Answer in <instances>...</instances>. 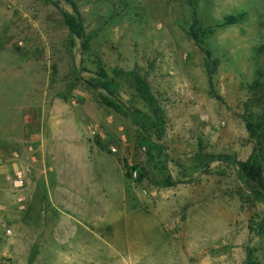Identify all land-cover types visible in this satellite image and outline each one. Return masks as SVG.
<instances>
[{"label": "rangeland", "instance_id": "rangeland-1", "mask_svg": "<svg viewBox=\"0 0 264 264\" xmlns=\"http://www.w3.org/2000/svg\"><path fill=\"white\" fill-rule=\"evenodd\" d=\"M192 1L195 10L188 0H75L83 52L64 0H0V264H247L248 252L264 264V201L225 158L251 153L247 123L264 105V0ZM193 16L213 28L211 85L186 32ZM99 65L113 94L97 85ZM61 107L77 148L47 146L43 157L37 142ZM42 159L59 169L61 192L21 209L25 186L46 190L30 178ZM47 178L51 189L56 177Z\"/></svg>", "mask_w": 264, "mask_h": 264}, {"label": "trees", "instance_id": "trees-1", "mask_svg": "<svg viewBox=\"0 0 264 264\" xmlns=\"http://www.w3.org/2000/svg\"><path fill=\"white\" fill-rule=\"evenodd\" d=\"M71 8V12H63V20L69 29V31L80 39L82 51L89 49V44L86 39V31L81 16V12L78 8L75 0H64ZM192 9L195 10L192 0H188ZM242 17V13L235 15H226L221 21L220 25L232 24L239 21ZM187 34L192 39L194 45L199 48L203 54V66L205 68L207 80L211 85L212 74L216 69V61L211 58V50L206 42L207 37L213 33V28L203 25L201 21L193 16L191 22L187 28ZM259 50L264 52V43L260 44ZM136 82L138 92L155 106V111L160 112L161 109L158 106L157 99L153 96L148 82L138 73H132ZM97 85L102 90L109 94L112 93V82L108 78V75L101 65L98 66L97 72ZM98 100L103 105L112 108L116 112H121L123 106L117 102L114 98L107 96L103 93L98 95ZM138 112V111H137ZM138 115H135V122L141 124L144 128V123L138 122ZM247 129L251 139L253 140V147L251 153L245 160H238L234 156L225 155V158L230 160L238 169L244 184L247 186L251 195L259 201H264V170H263V155H264V105L258 110L257 117L247 123ZM247 264H259L252 255V252H248Z\"/></svg>", "mask_w": 264, "mask_h": 264}, {"label": "crops", "instance_id": "crops-1", "mask_svg": "<svg viewBox=\"0 0 264 264\" xmlns=\"http://www.w3.org/2000/svg\"><path fill=\"white\" fill-rule=\"evenodd\" d=\"M63 108L64 107H61V109H59V111H57L56 114L49 117L48 121H45L46 125L43 126L44 127L43 129L45 130V132L47 131L45 133L47 138L44 140V138L42 137L43 140H41V137L40 139L37 137V139H39L38 141L39 143L37 142V150H39L42 153L41 154L39 152L43 157L45 155L44 153L45 148L47 146L50 147L49 152H51L53 148L60 150L62 146L63 151L66 152L67 154L70 151L72 152L75 151L77 148L76 147L77 146L76 144L77 135H76L75 120L73 117H71V114L69 112L63 111ZM29 127L30 128L35 127V124H31V126ZM37 128H39L38 124H36V129ZM35 166H34L33 172L31 173L30 178L33 177L34 179V178L41 176V179L45 180L44 182L46 183V187H45L46 190H44L43 193L40 192V195H38L37 193L30 194L29 185L25 186L24 189H22L23 194L21 193L20 195L24 197V201L27 200V198L29 200L31 199L40 200L42 199L43 196H48V195L49 196L51 195L54 197L56 195V192H61L59 187H60V184H62L61 183L62 181H61V178L59 177L60 176L59 169L55 168L54 170H52L53 167L46 164L45 159L44 160L42 159V163H40L39 165H35ZM47 174H52L54 177H56L55 181H53L52 183V185H55V186H51V189L49 188V185H48ZM10 184L12 186L11 181H10Z\"/></svg>", "mask_w": 264, "mask_h": 264}, {"label": "built area", "instance_id": "built-area-1", "mask_svg": "<svg viewBox=\"0 0 264 264\" xmlns=\"http://www.w3.org/2000/svg\"><path fill=\"white\" fill-rule=\"evenodd\" d=\"M109 148H110V150L112 152H115L116 151V147L115 146H110ZM32 159L34 160V158H32ZM25 170H27V167L22 168L21 170L17 171L16 174H15V176H13L11 182H12V186L14 188H21V187L24 186V183H25V175H26ZM133 174L135 175L136 172L134 171ZM23 201H24V197L23 196H19L18 197V202L21 203ZM20 208L21 209L24 208V204L21 203ZM7 232H10V230H8Z\"/></svg>", "mask_w": 264, "mask_h": 264}]
</instances>
